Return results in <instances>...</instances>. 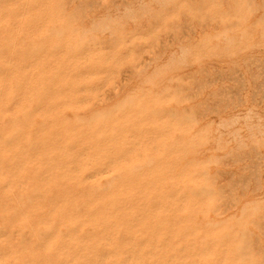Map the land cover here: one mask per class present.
I'll use <instances>...</instances> for the list:
<instances>
[{
	"label": "rangeland",
	"instance_id": "1",
	"mask_svg": "<svg viewBox=\"0 0 264 264\" xmlns=\"http://www.w3.org/2000/svg\"><path fill=\"white\" fill-rule=\"evenodd\" d=\"M0 264H264V0H0Z\"/></svg>",
	"mask_w": 264,
	"mask_h": 264
},
{
	"label": "bare ground",
	"instance_id": "2",
	"mask_svg": "<svg viewBox=\"0 0 264 264\" xmlns=\"http://www.w3.org/2000/svg\"><path fill=\"white\" fill-rule=\"evenodd\" d=\"M95 4V3H94ZM162 41V40H161ZM148 56V55H147ZM14 57V56H13ZM86 83H88V82H86ZM85 83V84H86ZM87 86V85H86ZM196 88V87H195ZM201 92V91H200ZM237 95V94H236ZM20 115V114H19ZM37 120V119H36ZM40 121V120H39ZM113 175V174H112ZM109 176H111V175H109ZM108 176V177H109ZM110 178V177H109ZM106 179H107V177H106ZM111 179V178H110ZM249 179V178H248ZM104 181H106V180H104ZM107 182V181H106ZM103 186H104V182H103ZM95 187V186H94ZM97 187V186H96ZM98 189V188H97ZM32 194V193H31ZM80 207H81V205H80ZM64 229V228H63ZM65 230V229H64ZM23 232V231H22ZM49 233V232H48Z\"/></svg>",
	"mask_w": 264,
	"mask_h": 264
}]
</instances>
